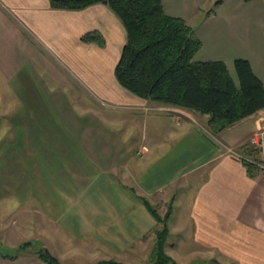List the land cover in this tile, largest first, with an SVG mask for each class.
<instances>
[{"label":"crops","instance_id":"0c3cea01","mask_svg":"<svg viewBox=\"0 0 264 264\" xmlns=\"http://www.w3.org/2000/svg\"><path fill=\"white\" fill-rule=\"evenodd\" d=\"M209 1L162 4L201 40L196 60L245 58L264 83V0L206 14ZM90 30L103 45L80 40ZM125 36L102 3L0 0V264H48L39 248L62 264L149 260L159 224L142 198L158 212L171 197L172 258L264 264V169L249 176L236 149L259 131L262 158L264 108L230 138L240 120L214 132L206 114L129 92L113 74Z\"/></svg>","mask_w":264,"mask_h":264},{"label":"trees","instance_id":"16d2710c","mask_svg":"<svg viewBox=\"0 0 264 264\" xmlns=\"http://www.w3.org/2000/svg\"><path fill=\"white\" fill-rule=\"evenodd\" d=\"M222 1L215 0L206 14L212 13ZM49 3L53 8L68 10L102 3L118 16L126 36L113 74L123 88L141 98L206 114L214 132L264 108V83L249 61L234 59L236 83L224 61L196 60L194 55L201 48V40L184 18L165 12L162 0H49ZM80 40L98 45L105 41L97 30L83 33ZM236 149L249 176L263 170L258 147L244 143ZM142 201L161 225L154 230L147 264H178L164 250L173 197L163 215L145 198ZM28 244L25 242L20 248ZM35 253L48 264H62L46 248L36 249ZM92 264L127 263L109 258Z\"/></svg>","mask_w":264,"mask_h":264},{"label":"rangeland","instance_id":"374dc122","mask_svg":"<svg viewBox=\"0 0 264 264\" xmlns=\"http://www.w3.org/2000/svg\"><path fill=\"white\" fill-rule=\"evenodd\" d=\"M214 1L215 0H210L209 1V3H207V6L208 7H211L212 5H213V3H214ZM91 31V30H90ZM229 70H230V73H231V75H232V77H233V79L235 80V82L236 83H238V80H237V77H236V73H235V69H234V66H229ZM69 76V75H68ZM72 78H74V75H70ZM17 103H18V101H16V100H12V103H11V107H17ZM94 103H98L97 101H93V103H91L90 105L91 106H93L92 104H94ZM160 103V102H159ZM1 105V104H0ZM98 105H100V106H102L101 104H98ZM169 105V104H168ZM12 109V108H11ZM187 110H190V109H187ZM190 111H193V110H190ZM262 111H264V110H262ZM193 112H195V111H193ZM1 120H2V117L0 116V122H1ZM200 120V119H199ZM201 121V120H200ZM248 120H240L239 122H237L235 125H236V127H234V128H231V130H228V131H230V132H228L229 134H228V137H232L233 136V134L235 135V136H237L235 133H237V132H242L243 131V129H246V126H247V124L246 123H248L247 122ZM205 123L209 126V124H208V120L207 121H205ZM258 132L259 131H256L255 132V134H254V136H257L258 137V140H259V142H261L262 140H260V135L258 134ZM254 139V138H253ZM253 139L252 140H249V141H247L246 143L247 144H250L252 147H258V144L257 143H254L253 142ZM259 148V147H258ZM260 149V148H259ZM260 150H262V149H260ZM263 152H264V149H263V151H262V158H261V163H263V161H264V159H263ZM259 155L261 156V153H259ZM263 169H264V167H263ZM162 205V206H161ZM161 205H156L155 204V206H156V208L158 209V212H160V215H163L165 212H166V210H167V207H168V203H166V204H163V203H161ZM161 225L159 224V227H160ZM169 232V231H168ZM169 234H167V236H168ZM154 238V237H153ZM153 243H154V241H153ZM151 246V247H150ZM149 247H150V249L152 250V247H153V244L152 245H150ZM148 247V248H149ZM8 252H12V250H7ZM76 257V256H75ZM174 259V258H173ZM74 259H72L71 261H73ZM175 260V259H174ZM75 261V260H74ZM178 264H182V263H180V262H178L177 260H175ZM131 262H132V264H147L148 263V260H147V258L146 257H140V258H138V259H132L131 260ZM187 262V261H186ZM125 263V262H124ZM193 263H198V264H241V260H237V259H227L226 260V258L223 256V255H218L217 254V252H215L214 254H213V258H210V257H206V258H200V257H198V256H195V257H193V259H191V260H189L186 264H193Z\"/></svg>","mask_w":264,"mask_h":264},{"label":"built area","instance_id":"2783aa9c","mask_svg":"<svg viewBox=\"0 0 264 264\" xmlns=\"http://www.w3.org/2000/svg\"><path fill=\"white\" fill-rule=\"evenodd\" d=\"M253 142H254V143H258V139H257V138H256V139L254 138V139H253ZM263 159H264V152H263ZM262 166L264 167V161H263V163H262Z\"/></svg>","mask_w":264,"mask_h":264}]
</instances>
